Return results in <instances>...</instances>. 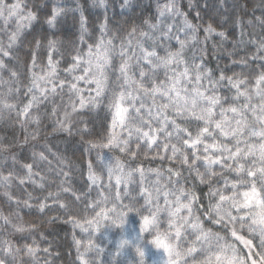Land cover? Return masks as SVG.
I'll return each instance as SVG.
<instances>
[{"label": "snow or ice", "instance_id": "obj_1", "mask_svg": "<svg viewBox=\"0 0 264 264\" xmlns=\"http://www.w3.org/2000/svg\"><path fill=\"white\" fill-rule=\"evenodd\" d=\"M71 3L0 0V121H11L0 128V264L61 258L48 240L55 228L37 223L52 210L49 225L72 226L67 264H264V0L247 21L262 35L246 45L248 0H187V11L181 0H156L147 18L122 21L92 0L105 12L91 31L81 0ZM120 7L132 10L133 0ZM221 10L240 29L225 55L229 37L214 26ZM213 35L216 68L207 66ZM48 122L37 152L32 141ZM59 134L93 137L89 154L118 151L97 154L107 182L89 159L74 187L72 162L65 171L48 143Z\"/></svg>", "mask_w": 264, "mask_h": 264}, {"label": "trees", "instance_id": "obj_2", "mask_svg": "<svg viewBox=\"0 0 264 264\" xmlns=\"http://www.w3.org/2000/svg\"><path fill=\"white\" fill-rule=\"evenodd\" d=\"M163 1H165V0H160V2H163ZM261 3H262V0H248L249 12H248V14H245L243 17L246 25H247V21L249 19H253V16L251 15L250 10L254 6L259 5ZM181 7L185 11H187L186 0H181ZM259 15H260V12H259V10H257L255 12V16H259ZM190 19H193V22L195 23L193 14L190 15ZM37 27H39V25H37ZM44 27H45V29H47L46 25ZM228 28H229V30H228L229 34L228 35L230 36L231 40H232V37H235V39H240V36H239L240 29L238 27L231 25V26H228ZM245 30L247 33L250 34L249 36L244 37L245 45H246L247 41L251 38V36L259 37L260 35H262L259 25L255 24V23H253L251 25H247ZM201 33H202V30L200 31V34ZM58 35H59V33H58ZM213 44H217V45L220 44V38H216L215 36H213L207 43V47H208V51H209V58H208L209 62H208L207 66L210 68H216L217 67V60L212 58V56H211ZM231 45H232V43H229L227 41L224 42V44H223V50L224 51L221 52V55H225L226 50H229ZM243 46L244 45H242V47ZM243 54L244 53L241 52V55H243ZM225 63H227V59L220 61L221 66H223V64H225ZM66 66H67L66 64L61 65V67H66ZM218 74L219 73H217V75ZM60 75L63 78V76H64L63 72H61ZM48 110L50 111V107ZM41 111L43 112L44 110L41 109ZM10 123H11L10 120L7 122L0 121V128H5ZM35 127H36L35 125H31L29 128V131H32L33 129H35ZM95 127L98 129L99 125H96ZM51 132H52V124L50 122H48L47 128L42 129V131L40 132V139L36 140V141H32V143H35L38 145L36 148L37 152L44 151V149L42 147H40L39 145H41L44 142V136L47 135L48 133H51ZM7 134H8V136H12L13 132L10 130ZM16 134L19 136L20 140H23L24 136H23L22 131L17 129ZM3 135H4V133L0 132V138H2ZM69 139H70V142H69V140H66V134H59V135H56L54 137H50L48 140V143L51 146L52 151L54 153H56L58 156H63L64 158H66V163L64 165L65 171H68L67 161L70 160L72 162V164H73V180H72V183H73L74 187L75 186L80 187L81 185H79V183L82 182L80 180V176H79L81 165H83L84 170L86 172L87 161L90 159L91 153H93L95 151V150H93L90 154L85 152V148L88 147L86 141L89 139H93V137L86 135V136H84V142H80L81 137L79 134H77L74 139H71V138H69ZM5 146H7V145H5ZM29 147L31 148V145ZM106 152H107V150H106ZM45 154L48 155V158L53 161V164H52L53 168H56L59 166L58 161L55 160L52 155H50L46 151H45ZM29 155H30V152H29ZM110 155H120V154L117 151L115 153H111ZM133 166H135V164ZM142 166L145 168H156V167H158V163L149 164V163L145 162ZM36 170L40 171L41 175L46 174V166H42L40 169H36ZM47 178H48V180H52L54 178V175L48 174ZM85 179H86V176H85ZM58 182L59 181L57 179L56 183H58ZM55 187H56V184H53L52 190H55ZM28 190L29 191L32 190L31 186H28ZM0 191H3V189H0ZM13 191H15V189H13ZM16 194L20 195V193H16ZM4 211H5V213H7L8 209L5 208ZM56 214L57 213L55 210L49 211L47 213V216H45L43 218H37V223L40 224L42 230L44 228H49V229H51L52 227L55 228V230H56L55 233L53 235L48 236V240L53 241L52 248H51L53 255H55L56 252H61V258L56 260L55 264H67V260H68L67 252H68V245L71 242L72 226L71 225H64V224H61L60 222H57L55 225H49L47 223V218L54 216ZM24 219L25 220H32L33 217L24 214ZM65 233H68V235L66 236ZM40 247L41 248L48 247V243L42 242L40 244Z\"/></svg>", "mask_w": 264, "mask_h": 264}, {"label": "rangeland", "instance_id": "obj_3", "mask_svg": "<svg viewBox=\"0 0 264 264\" xmlns=\"http://www.w3.org/2000/svg\"><path fill=\"white\" fill-rule=\"evenodd\" d=\"M208 2L210 5H215V3H218V0H208ZM122 3H123V0H106L108 15L111 16L113 20L115 21H122L123 19L132 16L133 14H135L136 16H139L141 19L147 18L148 16L154 13L156 0H133L134 7L132 10L121 9L120 4ZM81 4L85 8V16L90 21L89 30L91 31V27L93 25H97L101 20H103L105 9L99 6H94L92 4V0H81ZM61 6H74V5L71 3V0H61ZM192 14L194 15V13ZM76 15L78 18L79 13H77ZM209 15H212V9L206 10V15L204 16L205 23L209 22L208 20ZM223 15H224L223 10H221V14L219 16L214 17V20H215L214 26L217 27V31L223 30L226 32V35H228L229 34L228 26H231V25L234 26V25L232 24L231 20H228L227 23H223L222 22ZM15 24H16L15 19H12L9 21V31L15 28ZM3 26H4V22L0 20V28H3ZM61 27L64 33L73 31V29L70 26V21L61 25ZM76 31L78 34V29ZM203 35L204 33L202 31V33L200 34L201 39L203 38ZM215 37L219 38L218 36H215ZM228 37L229 39L227 42L229 43H232L233 39H235V37H232V40H231L229 35ZM181 38H184V37L181 36ZM0 39H4L6 41L7 36L3 32H0ZM171 43L173 44L174 47L176 46L174 40ZM231 48H232V45L230 46L229 50H231ZM189 55H190V52H189ZM98 153H103L105 155H110V154H108L106 150L97 149L93 153H91V157H90V159L93 160L94 165L96 166V171L101 173L104 182H107V172L106 170L102 171V165L96 160ZM150 179H155V177L151 176ZM79 185H82V182H80ZM75 187H78V186H75ZM93 196H95V193H93ZM99 235L100 234L97 233V236Z\"/></svg>", "mask_w": 264, "mask_h": 264}]
</instances>
